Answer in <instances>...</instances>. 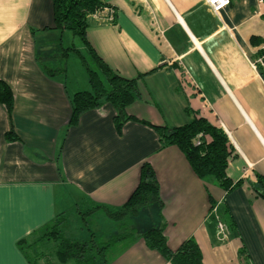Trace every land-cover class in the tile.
I'll return each mask as SVG.
<instances>
[{"label":"crops","instance_id":"1","mask_svg":"<svg viewBox=\"0 0 264 264\" xmlns=\"http://www.w3.org/2000/svg\"><path fill=\"white\" fill-rule=\"evenodd\" d=\"M100 1L113 21L88 19L86 38L139 92L126 107L135 120L119 132L109 104L69 126L70 99L88 82L69 88L37 64L35 54L55 50L63 35L52 0H0V79L13 94L10 115L0 103V264H31L18 242L60 212L67 223L69 212L123 204L144 161L158 181L162 207L153 218L170 249L193 238L202 264H264V199L251 188L259 177L264 183V0H230L217 14L204 0ZM200 116L230 144L225 174L240 183L229 191L197 177L152 127ZM11 130L17 139H6ZM138 219L136 235L109 249V264H169L138 236L150 218ZM217 219L229 229L225 241L215 238Z\"/></svg>","mask_w":264,"mask_h":264},{"label":"trees","instance_id":"2","mask_svg":"<svg viewBox=\"0 0 264 264\" xmlns=\"http://www.w3.org/2000/svg\"><path fill=\"white\" fill-rule=\"evenodd\" d=\"M101 5L103 4L100 0H52L53 22L59 33L70 31L78 36L95 63L94 69L86 66L88 89L74 92L70 99L71 114L68 125L75 124L83 112L109 104L114 110L112 117L114 127L119 132L127 120L134 119L126 113V107L139 98V92L136 80L125 79L113 71L95 53L86 38V15ZM69 51L76 49L60 46L47 53H36L35 60L48 77L64 78ZM0 103L10 115L13 109V94L2 79ZM141 122L146 123L142 120ZM152 127L159 136L161 146L178 147L200 179L212 178L224 191H229L240 183L237 181L232 185L225 174L227 160L232 153L225 133L204 117L193 118L177 127ZM198 134L200 137L196 144ZM6 139H17V136L11 130L6 133ZM251 188L257 196L264 199V183L261 177L251 184ZM161 207L157 178L151 165L144 161L140 165L138 182L123 204L119 206L95 204L86 210L87 214H91L101 209L105 216L117 225L118 232L103 241L97 240L94 233H90L86 239L67 238L63 231L66 216L64 212H60L39 232L21 239L18 247L31 264H39L42 253L40 246L43 245L52 247L57 264H109L108 252L111 246L136 235L137 230L130 225L131 221L145 212L144 216L149 217L150 221L138 236L144 240L148 248L157 251L169 264H202L200 248L193 238L184 240L176 250L168 247L163 224L157 223L153 218L157 214L160 215ZM80 211L78 213L82 214Z\"/></svg>","mask_w":264,"mask_h":264},{"label":"rangeland","instance_id":"3","mask_svg":"<svg viewBox=\"0 0 264 264\" xmlns=\"http://www.w3.org/2000/svg\"><path fill=\"white\" fill-rule=\"evenodd\" d=\"M60 39L61 41L58 40L57 43L54 40V44H52V47H55L54 49H58L60 46L62 48L75 47L76 49V51H69L67 56L64 80L69 88H72L74 85L82 87L83 83L85 81L87 82L86 66L94 69L95 63L78 36L73 35L70 31H64ZM100 210H95L91 214H87L84 208H81L80 212L82 214H76L75 212V214H72V212H69L68 222L63 227L65 237L71 239H86L90 233L96 235L95 231L99 229L96 238L99 241H103L104 238L106 240L110 237L111 234L108 235L109 232H112V234L118 232L117 227H111L114 222L112 221L113 223L111 224L107 218L105 219L102 215L104 212ZM144 215H146L145 212L138 217V221L143 220L145 218ZM40 250L42 253L39 264H57L52 247L43 245L40 246Z\"/></svg>","mask_w":264,"mask_h":264},{"label":"built area","instance_id":"4","mask_svg":"<svg viewBox=\"0 0 264 264\" xmlns=\"http://www.w3.org/2000/svg\"><path fill=\"white\" fill-rule=\"evenodd\" d=\"M206 6L209 8V10L215 14L220 12L222 9L227 7L230 3V0H204ZM114 18V10L107 6H99L95 8L93 11L87 13L86 20L91 19L98 23H104V22H112ZM258 62L261 63V65L264 68V62L262 61V58L260 57L258 59ZM200 137V134L196 136V144H198V138ZM215 238L218 241H225L229 238V229L227 228V225L222 222L220 219L216 220L215 224ZM65 264H71V263H65Z\"/></svg>","mask_w":264,"mask_h":264}]
</instances>
